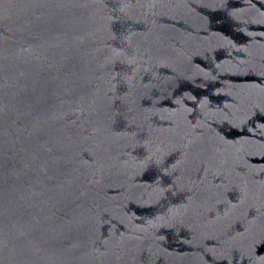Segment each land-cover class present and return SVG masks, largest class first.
Masks as SVG:
<instances>
[{"label": "water", "instance_id": "95a60500", "mask_svg": "<svg viewBox=\"0 0 264 264\" xmlns=\"http://www.w3.org/2000/svg\"><path fill=\"white\" fill-rule=\"evenodd\" d=\"M0 264H264V0H0Z\"/></svg>", "mask_w": 264, "mask_h": 264}]
</instances>
